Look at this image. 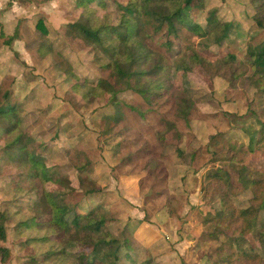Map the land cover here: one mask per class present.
<instances>
[{"label":"rangeland","instance_id":"obj_1","mask_svg":"<svg viewBox=\"0 0 264 264\" xmlns=\"http://www.w3.org/2000/svg\"><path fill=\"white\" fill-rule=\"evenodd\" d=\"M76 1L0 0V108L10 94L23 145L64 182L48 183L46 191L69 206L101 210L111 236L124 244L116 264H130L124 258L130 250L144 259L146 252L162 256L164 264H213L216 249L234 241L237 232L220 235L203 222L204 212L219 208L202 192L208 170L227 166L236 209L245 208L253 194L239 182L230 158L236 156L264 172V157L249 150L264 121V94L244 85V79H232L233 74L251 75L249 56L264 42V27L243 0H203V5L187 9L190 21L206 27L209 13L217 11L219 20L235 24L231 42L218 45L197 35L187 39L183 31L184 40L168 49L160 34L148 31L153 37L147 44L158 59H167L173 86L186 88L192 98L186 123L177 115L173 99L150 107L130 90L117 88L118 104L110 95H96L89 84L109 79L103 67L108 60L98 48L67 34L68 25L81 14ZM13 36L12 46L6 45V38ZM187 46L208 63L188 73L184 82L178 60L190 62ZM77 84L81 89H74ZM162 120L177 129L158 141ZM12 137H6L0 125V214L45 217V187L38 179H28L26 169L10 158ZM262 220L263 213L243 249L264 254L259 239ZM7 232L8 241L0 240V264H32L34 247L24 245L25 237L12 227ZM3 247L9 249L5 262ZM69 253L81 255L79 247H71ZM73 256L76 261L70 264H79L78 255Z\"/></svg>","mask_w":264,"mask_h":264},{"label":"trees","instance_id":"obj_2","mask_svg":"<svg viewBox=\"0 0 264 264\" xmlns=\"http://www.w3.org/2000/svg\"><path fill=\"white\" fill-rule=\"evenodd\" d=\"M243 1L259 26L264 27V0ZM96 3L99 7L95 6ZM196 4L203 5V0H77L76 8L81 14L77 22L68 25L67 34L88 46L98 48L108 60L103 67L109 79L89 84L95 89L96 95H110L111 101L118 104L117 88H121L122 91H133L150 107L173 99L177 115L189 123L192 98L186 88L177 89L173 86L167 59L161 55L158 59L157 51L147 44V40L160 34L165 40L163 45L171 49L173 43L184 40L185 35L182 33L187 31V39L197 35L210 38L218 45L231 42L235 24L219 20L215 10L209 13L206 27L193 25L187 9ZM115 14L117 21L114 19ZM39 28L43 33L47 32L42 25ZM15 40L16 36L6 38L5 44L12 46ZM186 50L190 62L187 63L184 58L178 60L179 68L184 73V82L188 73L202 70L208 63L205 57L190 46ZM249 62L252 67L251 75L245 77L244 73L233 74V82L244 79V85L264 94V42L251 52ZM94 84L98 85L93 87ZM74 89L79 90L81 86L77 84ZM9 96L10 94L6 95L8 103L0 108V125H3L6 137L13 136L8 144L10 158L26 169L28 179L40 180L43 187L48 183L64 185L63 181L56 179L52 169L41 158H34L23 145L22 136L18 132V109L9 102ZM161 129L156 134L158 141L164 140L177 127L170 121L162 120ZM249 150L252 153L259 152L264 157V121L260 122L259 129L254 132ZM230 160L229 166L235 169L239 182L244 189L252 192L253 197L245 208L236 209L231 196L235 187L227 166L213 165L208 170L202 192L206 201L217 202L219 208L204 212L203 222L212 224L214 232L220 235L229 230L237 232L234 241L224 243L216 249L213 264H237L238 261L263 264L264 254L257 252L255 248L243 249V245L247 242V236L254 233L255 223L261 214H264V172L241 162L236 156ZM44 200L49 211L42 218L2 212L0 240L8 241L7 230L12 227L25 237L24 245L34 247L36 253L31 260L32 264H70L76 261L73 260V255H78L79 264H116L120 261L124 244L111 236L112 233L107 228L108 221L101 210L91 208L84 211L69 206L55 195L49 194L46 187ZM237 224H241L240 229L236 227ZM259 239L264 253V220L259 230ZM149 245L146 242L145 246ZM145 246H142L143 250L146 249ZM71 247H79L81 255L69 253ZM1 251L4 255L2 261L5 262L9 249L3 247ZM133 253L130 250L124 255L130 264H164L162 256H149L146 252L144 259L142 256L138 257V254L135 257Z\"/></svg>","mask_w":264,"mask_h":264},{"label":"crops","instance_id":"obj_3","mask_svg":"<svg viewBox=\"0 0 264 264\" xmlns=\"http://www.w3.org/2000/svg\"><path fill=\"white\" fill-rule=\"evenodd\" d=\"M157 216V215H156ZM155 216V217H156ZM141 217V216H140ZM157 218H158V216H157ZM138 220H142V218L141 219H138ZM152 221H155V220H152ZM134 222V221H133ZM169 247H170V245H168ZM175 249H177L179 252H180V249L179 248H177V247H175ZM181 253V252H180ZM179 254V253H178ZM178 254H176V255H178Z\"/></svg>","mask_w":264,"mask_h":264}]
</instances>
